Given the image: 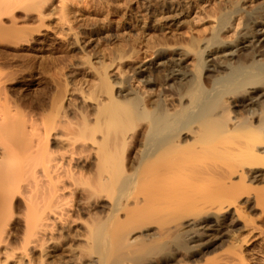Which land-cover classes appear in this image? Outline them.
Returning <instances> with one entry per match:
<instances>
[{
    "label": "bare ground",
    "instance_id": "1",
    "mask_svg": "<svg viewBox=\"0 0 264 264\" xmlns=\"http://www.w3.org/2000/svg\"><path fill=\"white\" fill-rule=\"evenodd\" d=\"M47 1L0 0V40L44 49L14 11L43 26ZM213 8L206 36L125 79L102 65L77 104L65 81H0V248L14 251L17 220L21 264H249L264 235V0Z\"/></svg>",
    "mask_w": 264,
    "mask_h": 264
},
{
    "label": "rangeland",
    "instance_id": "2",
    "mask_svg": "<svg viewBox=\"0 0 264 264\" xmlns=\"http://www.w3.org/2000/svg\"><path fill=\"white\" fill-rule=\"evenodd\" d=\"M224 1L226 0H48L39 9L40 12L43 10V26L41 23L39 25L37 10L26 12L16 9V27L26 28L35 37L47 34L46 46L44 49L31 51L25 43L20 44L24 47L18 45L19 48L14 42L1 39L0 81H9L7 84H14V81H60L64 84L65 81L68 86L64 102L77 104L97 81L96 70L102 65L108 67L107 73L111 80L125 79L130 68L138 70L141 63L154 62L155 54L151 57V53L167 48L165 61H168L170 55H173L171 52L181 51L189 40L206 36L214 22L213 7ZM9 18L2 17L4 26H11ZM162 40L167 47L162 46ZM122 51L126 56L131 54V58L117 61L115 58ZM190 63L189 57L184 58L181 68L188 69ZM258 211L255 210L256 216ZM258 220L256 219L257 227L262 226L264 229V221L261 223ZM76 227L78 226L73 228L80 232L79 227ZM21 229V221L16 220L9 231V243L15 249L12 252L9 248L7 251L0 248L2 264L22 263L20 252L16 251L22 235ZM208 230L213 231L215 227ZM221 234L223 233L219 235ZM263 237V234H255L250 241L255 247L250 246V251L246 252L249 264H264ZM69 250L71 249L55 255L67 259L77 253L73 249ZM6 255H9L7 259Z\"/></svg>",
    "mask_w": 264,
    "mask_h": 264
}]
</instances>
